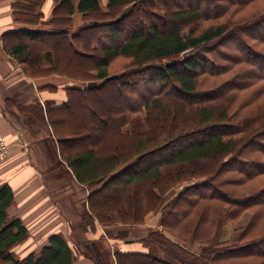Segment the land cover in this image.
Masks as SVG:
<instances>
[{"label": "trees", "instance_id": "1", "mask_svg": "<svg viewBox=\"0 0 264 264\" xmlns=\"http://www.w3.org/2000/svg\"><path fill=\"white\" fill-rule=\"evenodd\" d=\"M191 1L56 0L49 12L44 0L13 2L21 26L6 48L26 62L30 73L78 79L82 85L74 88L80 101L110 85L124 90L125 105L112 113L113 129L120 138H133L130 146L116 145L101 156L102 142L76 151L78 140L58 130L64 159L90 188L92 212L108 237L123 245L114 251L116 264H219L223 259L236 264L238 258L243 259L237 264H250L254 257L264 264V233L237 244L223 239L211 244L206 231L195 237L169 231L187 224L195 208L205 218L188 228L195 226L198 233L200 221L212 228L221 210L237 217L264 206V186L239 189L264 175V8L233 21L231 15L256 0ZM48 38L58 46L63 40L73 64L59 62ZM33 42L36 57H31ZM121 56L131 58L128 71L111 74L113 60ZM143 74L147 80L139 81ZM87 81L100 84L87 89ZM138 81L157 88L133 102ZM74 99L56 107V130L64 124L61 112L74 106ZM88 114L93 123L86 128L98 130L94 110L88 108ZM192 117L196 123L188 127ZM182 182L190 183L172 192ZM13 202L11 186L2 185L0 264H73L76 254L61 233L50 235L39 253L18 255L16 247L29 231L20 218L9 216ZM151 213L158 216L155 229L133 240V225L143 224Z\"/></svg>", "mask_w": 264, "mask_h": 264}, {"label": "crops", "instance_id": "2", "mask_svg": "<svg viewBox=\"0 0 264 264\" xmlns=\"http://www.w3.org/2000/svg\"><path fill=\"white\" fill-rule=\"evenodd\" d=\"M14 1L0 0V131L9 144L0 161V187L11 186L14 202L7 212L29 231L18 253H39L50 235L61 233L76 254L73 264H116L114 248L123 245L108 237L92 212L90 188L64 159L53 123V115L60 113L56 107L71 102L79 94L74 87L82 84L64 74H32L26 62L8 52L6 42L21 26ZM150 219L143 224L154 227Z\"/></svg>", "mask_w": 264, "mask_h": 264}, {"label": "rangeland", "instance_id": "3", "mask_svg": "<svg viewBox=\"0 0 264 264\" xmlns=\"http://www.w3.org/2000/svg\"><path fill=\"white\" fill-rule=\"evenodd\" d=\"M44 1H45V9H47L49 12L51 10V6L54 5L56 0H44ZM174 1L176 3L177 2L184 3L182 2L183 0H177V1L168 0V2L171 3V5L174 3ZM191 2H196V0H192ZM105 3H106V0H104V4ZM210 7H214V6L209 5L208 10L210 9L212 10V8ZM259 8H264V0H256L254 1L253 4L245 6L244 8H242L241 10H239L238 12H236L234 15H231V16L232 17L234 16L233 21H237L238 19L245 18L248 15L256 12V10H260ZM203 10L205 11V9ZM227 18L229 17L225 16L217 20L222 21ZM210 22H212V20H208V22H202V24L206 25L207 23H210ZM47 41L52 42L54 47L58 49V60L61 64L62 63L65 64L66 62L73 64L72 53L66 46H63V40L60 39L57 41V43L62 46L56 45V42H55L56 39L53 40V39L48 38ZM34 44L35 43L33 42L32 43L33 55L31 57H34V56L36 57V54H37L36 46H34ZM91 61L92 60H90V62ZM90 62L85 63V65L83 66H87L88 64H91ZM130 65H131V58L126 57V56L118 57L117 59L113 60L110 72L111 74H116V73H121L125 70L128 71V67ZM138 80L142 81V80H147V79L146 77H144V74H143V76L138 77ZM139 81L137 82V85L135 86V89H137V94L130 97L132 98L133 102L136 100L144 99L142 98V94L145 97L149 95L150 93H152L155 90V88H157L155 85L148 84V83H145L144 85H142ZM122 92H124L122 86L114 84V85H110L108 89H104L101 92L91 94L89 100L82 99L80 101L78 97H75L74 99L75 101L72 102V104L74 103V106L71 105L70 109L66 110L64 113L63 112L61 113V116L63 115V117L65 118L64 124L62 126L61 125L58 126L57 124V128L64 135V137H69V138L78 140V142H76L75 145L73 146L74 147L73 149L77 151V150L83 149V147L87 146L88 144L89 145L90 144L100 145V142H102V146L100 147V150H99V155L101 156V155H108L112 150H114L116 145L121 144V145H124V147L131 145L133 138L128 139L127 136H125L124 138H120L119 135L115 134V131L113 129L114 120L112 118L114 117L112 113H115L116 111H118L120 106L125 105V99L124 97L122 98L123 96ZM260 99L264 100V95H261ZM96 100L100 102V106H98V104L96 103ZM255 103L256 101L254 102V104ZM88 108H92L95 112L96 119L94 121L96 122L98 119V123H99L98 130L87 129L88 125L93 123V120L88 114ZM84 121H85L84 124L86 125L83 127L82 122ZM78 123L80 124L78 125ZM195 123H196V118L192 117L191 119L188 120L187 125L188 127H190V126H193ZM190 182L177 183L172 189V192L181 190L184 187V184L190 183ZM261 185L264 186V175L258 176L254 179H250L246 185L241 186L239 189H245L246 187H248L246 190H252L253 188L257 186H261ZM195 209L192 210L189 218L185 220L187 224H183V226L182 224L174 226L175 228H171L169 229V231L170 230L178 231L177 234H181L184 236H186L185 234H187L190 237L191 236H194V237L195 236H205V233L208 232L209 236H206L207 238H205V240L211 241V244L213 243V241H217L219 239L227 240L226 242H229L231 244H237L239 242L249 241L250 239L260 235V233L261 234L264 233L263 232L264 231V206L247 208L237 217H226V213H225L226 211L221 210L218 217L215 220H213V222H211L212 228H209L210 222L206 223L205 220L200 221L198 233H195V230H196L195 226H191V228H188V226H190L193 222L198 223V221L200 220V217L205 218V216L202 215V213L200 214V212H196ZM149 215L152 216V219L149 220L150 225L153 222L155 223L154 227L153 226H150V227L155 229L156 222H158V216L156 213H151ZM250 224H251V227L252 226L253 227L248 229V226ZM150 227L149 226L147 227V225H144V224L133 225V228H136L139 230H131V234L129 236L139 237V238L142 236H145ZM159 229H162V228H159ZM191 244H194L195 246L198 245L197 243H191ZM194 245L189 246V248L192 249L193 248L192 246ZM19 247L20 246H17L15 251L20 252L22 248L21 247L19 248ZM115 248H114V251L116 250ZM242 259L243 258H238L237 262L235 263L236 264L240 263L239 261ZM251 259L252 260L249 262L250 264H256V262H258L256 257L251 258ZM219 264H234V262L230 261V259L229 260L223 259L221 263Z\"/></svg>", "mask_w": 264, "mask_h": 264}, {"label": "built area", "instance_id": "4", "mask_svg": "<svg viewBox=\"0 0 264 264\" xmlns=\"http://www.w3.org/2000/svg\"><path fill=\"white\" fill-rule=\"evenodd\" d=\"M9 153V144L0 131V161L5 159Z\"/></svg>", "mask_w": 264, "mask_h": 264}, {"label": "water", "instance_id": "5", "mask_svg": "<svg viewBox=\"0 0 264 264\" xmlns=\"http://www.w3.org/2000/svg\"><path fill=\"white\" fill-rule=\"evenodd\" d=\"M131 8H132V7H128V8H127V9L121 14V16L118 18V20L124 18L125 15L127 14V12H128ZM99 84H100V83H99L98 81H89V82L87 83V88H88V89H94V88L98 87Z\"/></svg>", "mask_w": 264, "mask_h": 264}]
</instances>
